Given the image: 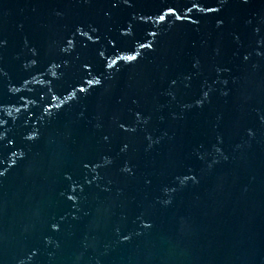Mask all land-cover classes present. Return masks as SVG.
I'll return each mask as SVG.
<instances>
[{"label":"water","instance_id":"water-1","mask_svg":"<svg viewBox=\"0 0 264 264\" xmlns=\"http://www.w3.org/2000/svg\"><path fill=\"white\" fill-rule=\"evenodd\" d=\"M0 264H264V0H0Z\"/></svg>","mask_w":264,"mask_h":264}]
</instances>
